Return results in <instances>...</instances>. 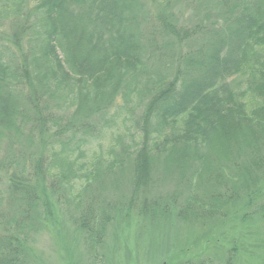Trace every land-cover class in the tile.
Returning a JSON list of instances; mask_svg holds the SVG:
<instances>
[{
	"label": "trees",
	"instance_id": "obj_1",
	"mask_svg": "<svg viewBox=\"0 0 264 264\" xmlns=\"http://www.w3.org/2000/svg\"><path fill=\"white\" fill-rule=\"evenodd\" d=\"M4 21L0 264L54 202L94 256L114 220L163 217L194 230L163 243L177 264H264V234L213 226L264 233V0H0Z\"/></svg>",
	"mask_w": 264,
	"mask_h": 264
},
{
	"label": "rangeland",
	"instance_id": "obj_2",
	"mask_svg": "<svg viewBox=\"0 0 264 264\" xmlns=\"http://www.w3.org/2000/svg\"><path fill=\"white\" fill-rule=\"evenodd\" d=\"M5 22L7 21L2 22V26L0 24V34L3 32ZM54 208L56 209L54 213L57 212L58 217L52 220H30V222L20 220L27 225L33 224L29 233L30 242L28 249L30 254L29 259L26 258L28 264H163V262L164 264H172V262L177 264L181 258L174 254H165L164 246L162 247L163 243L167 246L169 242L173 241L171 249L175 251L177 250L175 241L181 240L184 242L186 239L192 238L190 231L193 229L182 228L184 231L178 230V227H180L178 225L174 226L176 227L174 229L172 224L168 225L167 220H162L164 219L163 217L152 220L153 222L150 223L152 227L150 228L143 227L140 220H132V223H129V220H114L107 227L103 244L97 249V256H94V254L87 251L84 243L85 232L79 229L72 220L67 219L56 202H54ZM251 220L246 224H242L241 220L229 221L228 224L219 221L216 225L215 221L213 226L226 225L224 229H221L230 236L242 235L245 237L244 242L249 241L244 246L248 247V245L252 244L251 241L253 239L259 238V235L263 236L264 234L260 230L261 225L257 219ZM160 224L167 225L161 226L163 228L156 231ZM167 227V231H170L171 234L165 231ZM195 229L200 230L201 234L194 235H205V230L202 228L197 227ZM11 231L14 232V229L12 228ZM205 237L207 238V236ZM223 241H221L219 247H214L206 242L205 248H199L196 252H202L205 255L213 253V256L223 258L226 249ZM192 250L195 251L194 247ZM205 250L208 251L206 252ZM246 250L252 251L251 248ZM239 259H241L240 262L242 264H251L245 259V254L240 256Z\"/></svg>",
	"mask_w": 264,
	"mask_h": 264
}]
</instances>
